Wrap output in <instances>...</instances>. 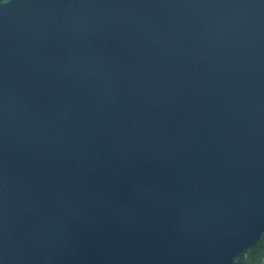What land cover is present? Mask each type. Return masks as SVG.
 <instances>
[{"label": "water", "instance_id": "95a60500", "mask_svg": "<svg viewBox=\"0 0 264 264\" xmlns=\"http://www.w3.org/2000/svg\"><path fill=\"white\" fill-rule=\"evenodd\" d=\"M264 231V0L0 7V264H235Z\"/></svg>", "mask_w": 264, "mask_h": 264}, {"label": "trees", "instance_id": "16d2710c", "mask_svg": "<svg viewBox=\"0 0 264 264\" xmlns=\"http://www.w3.org/2000/svg\"><path fill=\"white\" fill-rule=\"evenodd\" d=\"M264 236V232L261 234ZM261 236L258 241L251 245L235 264H264V243L261 242Z\"/></svg>", "mask_w": 264, "mask_h": 264}, {"label": "snow or ice", "instance_id": "6c2138e0", "mask_svg": "<svg viewBox=\"0 0 264 264\" xmlns=\"http://www.w3.org/2000/svg\"><path fill=\"white\" fill-rule=\"evenodd\" d=\"M9 0H0V7H6ZM261 242L264 243V236H261ZM242 264V262H240Z\"/></svg>", "mask_w": 264, "mask_h": 264}, {"label": "bare ground", "instance_id": "6f19581e", "mask_svg": "<svg viewBox=\"0 0 264 264\" xmlns=\"http://www.w3.org/2000/svg\"><path fill=\"white\" fill-rule=\"evenodd\" d=\"M260 236H261V235H260ZM259 238H260V237H259ZM259 238H258V239H259ZM258 239H257V241H258ZM257 241H256V242H257ZM256 242H255V243H256ZM255 243H254V244H255ZM251 245H253V244H251ZM251 245H249L248 248H249ZM248 248H247V249H248ZM247 249H246V250H247ZM246 250H245V251H246ZM245 251H244V252H245Z\"/></svg>", "mask_w": 264, "mask_h": 264}, {"label": "rangeland", "instance_id": "374dc122", "mask_svg": "<svg viewBox=\"0 0 264 264\" xmlns=\"http://www.w3.org/2000/svg\"><path fill=\"white\" fill-rule=\"evenodd\" d=\"M263 232H264V231H263ZM263 232H262V233H263ZM244 253H245V252H244ZM244 253H243V255H244ZM241 257H242V256H241ZM238 259H239V258H238Z\"/></svg>", "mask_w": 264, "mask_h": 264}]
</instances>
